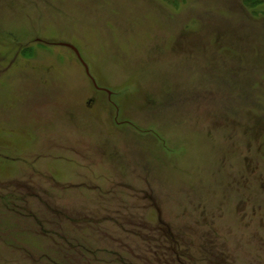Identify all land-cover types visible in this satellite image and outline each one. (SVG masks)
I'll return each mask as SVG.
<instances>
[{"label": "rangeland", "instance_id": "rangeland-1", "mask_svg": "<svg viewBox=\"0 0 264 264\" xmlns=\"http://www.w3.org/2000/svg\"><path fill=\"white\" fill-rule=\"evenodd\" d=\"M0 264H264V4L0 0Z\"/></svg>", "mask_w": 264, "mask_h": 264}, {"label": "trees", "instance_id": "trees-1", "mask_svg": "<svg viewBox=\"0 0 264 264\" xmlns=\"http://www.w3.org/2000/svg\"><path fill=\"white\" fill-rule=\"evenodd\" d=\"M245 4H246L247 7L255 9V8L263 5L264 4V0H245ZM164 238H169V237H168V235H164ZM169 239H171V238H169Z\"/></svg>", "mask_w": 264, "mask_h": 264}, {"label": "water", "instance_id": "water-1", "mask_svg": "<svg viewBox=\"0 0 264 264\" xmlns=\"http://www.w3.org/2000/svg\"><path fill=\"white\" fill-rule=\"evenodd\" d=\"M63 45L66 46V47L71 48V49L76 53V55L78 56L79 60L83 63L82 58H81V56H80L78 50H77L75 47H73V46H71V45H68V44H63ZM83 64H84V63H83ZM84 66H85V68H86L87 73L89 74V71H88L87 66H86L85 64H84Z\"/></svg>", "mask_w": 264, "mask_h": 264}]
</instances>
